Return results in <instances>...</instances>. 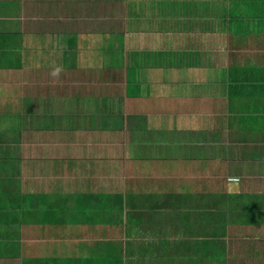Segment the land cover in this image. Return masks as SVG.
Instances as JSON below:
<instances>
[{
    "label": "crops",
    "instance_id": "1",
    "mask_svg": "<svg viewBox=\"0 0 264 264\" xmlns=\"http://www.w3.org/2000/svg\"><path fill=\"white\" fill-rule=\"evenodd\" d=\"M0 224V264H264V0H0Z\"/></svg>",
    "mask_w": 264,
    "mask_h": 264
},
{
    "label": "rangeland",
    "instance_id": "2",
    "mask_svg": "<svg viewBox=\"0 0 264 264\" xmlns=\"http://www.w3.org/2000/svg\"><path fill=\"white\" fill-rule=\"evenodd\" d=\"M129 9L131 10L132 9V7H131V3L129 4ZM133 10V9H132ZM42 56V55H41ZM98 61V59L95 61V62H97ZM18 63V62H17ZM80 71H82V70H79V72ZM80 76V74L76 71V70H73L72 71V74H70V77H71V79L72 80H76V76ZM87 97H90V98H93V96L91 95V96H87ZM96 97V96H95ZM33 107V106H32ZM31 107V109L32 110H35V112L37 113L38 111H40L39 109H42V106H39V105H37V106H35L34 108H32ZM44 113V112H43ZM28 114H32L33 115V113H28ZM24 116H26V115H24ZM35 119H36V121L31 117V118H29V119H31V120H33V121H35V122H37V121H39V119H38V117L36 116V117H34ZM42 118H40V120H41ZM49 120L52 122V121H54V120H56V118H54V117H50L49 118ZM47 118H46V120H45V123L44 124H49V121ZM42 121V120H41ZM35 122H33V123H35ZM56 122V121H55ZM33 123H30V124H33ZM46 127H49V126H46ZM45 131H47V130H45ZM49 131V130H48ZM46 136H47V138H51L52 137V134L50 133V132H45L44 133ZM0 225H5V224H0ZM228 250V248L226 247L225 248V252H224V260H222V258H219L218 257V259H217V261H218V263L219 264H221V263H224L225 264V262L227 263V264H232L233 263V261H232V259H233V252H231V251H227ZM214 262V261H216V260H210V261H208L209 263H211V262Z\"/></svg>",
    "mask_w": 264,
    "mask_h": 264
}]
</instances>
